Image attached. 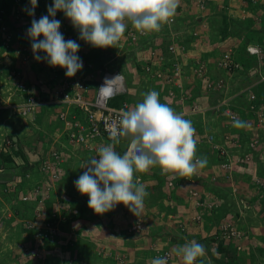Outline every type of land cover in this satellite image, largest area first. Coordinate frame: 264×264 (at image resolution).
Wrapping results in <instances>:
<instances>
[{
    "label": "rangeland",
    "instance_id": "1",
    "mask_svg": "<svg viewBox=\"0 0 264 264\" xmlns=\"http://www.w3.org/2000/svg\"><path fill=\"white\" fill-rule=\"evenodd\" d=\"M5 2L7 14L0 20V105L20 104L23 94L48 100L64 71H53L46 61L34 59L27 30L32 19L48 14L53 0H37L34 17L28 14L30 0ZM5 2L0 0V11ZM262 2L181 0L176 15L159 32L140 35L129 25L116 48L103 49L81 40L70 20L57 12L65 40L80 45L82 79L92 83L98 70L118 71L128 96L113 101L125 102L130 109L150 90L180 113L188 112L190 105L205 106L203 112L184 117L201 135L224 139L242 162L224 178L215 156L205 145H197L196 155L206 157L207 165L191 177L162 175L158 167L136 174L149 193L139 217L123 204L98 215L74 185L85 171L81 165L92 156L67 141L54 106L27 117L4 108L0 132L18 139L20 153L13 154L12 165L0 179V264H151L157 256H167L168 264H182L173 249L192 240L206 249L197 264H264V131L252 125L233 127L224 117L225 110L234 109L240 120L247 119L241 110L248 106L246 95L251 90L263 96L264 85L252 86L248 67L242 65V71L239 64L226 72L217 66L221 54L226 48L234 52L233 42L240 38L237 45L264 46ZM254 28L261 30L255 40L250 35ZM260 56L255 60L260 67H255L264 70V54ZM218 80L221 88L215 87ZM221 98L227 103L219 105ZM52 151L57 152L60 168L50 182L39 167L46 156L52 158V166ZM29 155L38 159L31 161ZM6 177H14L15 194L1 187Z\"/></svg>",
    "mask_w": 264,
    "mask_h": 264
},
{
    "label": "clouds",
    "instance_id": "2",
    "mask_svg": "<svg viewBox=\"0 0 264 264\" xmlns=\"http://www.w3.org/2000/svg\"><path fill=\"white\" fill-rule=\"evenodd\" d=\"M180 2L181 0H53L47 9L48 14L38 20L32 19L31 27L27 30L34 59L44 60L51 67L64 69L69 78L83 68V62L77 55L80 45L75 40H65L60 31L61 22L55 18L57 12H63L79 32V38L92 47L116 48L129 25L140 35L159 32L176 15ZM30 5L28 14L34 17L37 0H30ZM41 36L43 39H39ZM248 47L257 48L246 44L243 49L245 54L261 57V48L256 55L250 54ZM40 52L46 55L41 57ZM225 52L227 51L221 56ZM231 58L239 66L237 59L233 56ZM119 76L105 79L99 89L100 93H107L109 85ZM260 83L264 85V77L260 79ZM249 92L255 95V100L250 102L246 95L248 106L252 103L264 107V96L260 92ZM142 97L141 102L122 111L116 125L109 132L110 142L99 147L96 156L81 165L85 171L74 182L76 190L88 197V207L95 214L103 215L123 204L133 215L139 217L144 211L145 198L149 193L137 178V173H147L158 167L162 175L176 174L183 178L195 175L198 169L207 165L206 157L196 155V130L192 121L169 104L162 103L160 94L155 90L143 93ZM248 106L241 110L246 112L248 118H252L254 115L248 111ZM233 126L242 129L246 127V122L236 119ZM259 129L264 131V128ZM117 145L125 146L123 155L116 150ZM204 145L206 146L203 144L201 147ZM206 148L208 149L207 146ZM234 151L232 148L229 153L236 156ZM173 252L182 264H197L206 255L205 246L195 240L176 246ZM151 264H168V257L157 256L152 259Z\"/></svg>",
    "mask_w": 264,
    "mask_h": 264
},
{
    "label": "built area",
    "instance_id": "3",
    "mask_svg": "<svg viewBox=\"0 0 264 264\" xmlns=\"http://www.w3.org/2000/svg\"><path fill=\"white\" fill-rule=\"evenodd\" d=\"M4 16V11L1 10L0 20L1 17ZM130 36L132 38L135 37L133 33H130ZM247 51L250 54L256 55L260 53V50L255 47H248ZM217 66L221 70L231 72L236 69L238 65L232 60L230 51H227L220 57ZM55 68L58 70L61 69L60 67H52V70L55 71ZM61 70L64 71L63 79L59 81V88L57 87L48 100L37 98L32 94H23V98L20 99V104L0 105V112L3 111L4 108H9L10 110H16L21 116L27 117L35 114L46 105H53L57 120L67 131V133L64 134L66 135L67 141L80 145L90 156L94 157L99 147L107 144L106 142H110L109 132L116 125L122 111L130 109L125 102L118 107L110 105L114 97L126 92L124 77L116 70L103 69L98 70L99 74L97 79L90 83L87 82V80L90 81L89 78L82 79L83 75L80 71H78L74 77L69 78L66 77L65 70ZM13 74L15 76V73ZM118 75L120 76L109 85V91L102 95L99 89L104 84L105 79H113ZM14 76L12 77L11 73V77L14 78ZM220 82L222 81H216L215 87L221 88ZM247 98L250 102H253L255 100V95L248 92ZM220 101L219 105L227 103L225 98H221ZM205 109V106L203 108V106L198 107L196 104L190 105L188 112H186L187 114L183 113V115H194L203 112ZM76 110L79 112L78 116L77 113H75ZM248 111L252 112L254 117L250 119L251 122H249L248 118L243 120L246 122V127H251L252 125L253 128H264V107L262 105L255 106L251 103L248 106ZM224 117H226V121L232 126L234 120H240L239 113L234 109L225 110ZM6 135L7 134L0 132V153H11L12 150L16 148L15 138L12 136L7 137ZM195 139L198 146L206 144L209 151H212L217 159L216 161L219 162L218 170L220 169V173L223 174L224 178H230L235 168H237V163L242 162V160L229 153L230 149L227 146V142L224 139L216 140V137L210 133L201 135L198 129ZM54 151L51 153L52 157H54L52 166L50 167L49 164L52 158L46 156L44 160H41L43 166H41V168L39 167V170L43 172V175H46L47 180H50V182L57 179L60 168V163L58 162L59 157L58 155L56 156L57 152ZM0 172H3V170L0 169ZM4 183L6 191H11L13 194L17 192L14 188L16 185L14 177L11 179L8 178ZM42 188L43 190H47L46 186H42ZM25 199L26 197H22V200ZM135 226H137V224Z\"/></svg>",
    "mask_w": 264,
    "mask_h": 264
},
{
    "label": "crops",
    "instance_id": "4",
    "mask_svg": "<svg viewBox=\"0 0 264 264\" xmlns=\"http://www.w3.org/2000/svg\"><path fill=\"white\" fill-rule=\"evenodd\" d=\"M262 3H264V2H262ZM243 9V8H242ZM241 9V10H242ZM250 16H248V14H247V16H246V18H250V17H253L251 14H249ZM253 20V19H252ZM255 23H257V22H255ZM230 28V27H229ZM255 28H258V26L257 25H255ZM253 29L252 31H255V32H251V38L252 39H254L255 40V38H259V37H257V32H258V34H260L261 33V30H258V29ZM230 30L231 31H233L231 28H230ZM258 30V31H257ZM226 32L228 33V27H227V30H226ZM224 34H226V33H224ZM229 38H231V37H229ZM241 39V38H240ZM240 39L238 40L239 42H240ZM238 41H237V43H238ZM231 42H233V41H231ZM237 43H235V42H233V45H236V47H235V49H234V52H232L231 53V57L233 56L235 59H237V61L239 60V62L240 63H238V64H240L241 66L243 65L245 68H247L248 67V73H250V75H252V77H253V84H252V86H257L259 83H260V79L261 78H263L264 77V75H263V71L264 70H262V69H257L256 67L258 66V67H260L257 63H256V59L257 58H260V57H257V56H251V55H247V54H244L245 52H244V46L247 44V43H239L238 45H237ZM261 48L263 49L262 50V54H264V46H261ZM228 48H226V50H227ZM237 49L239 50V51H237ZM225 50V51H226ZM244 52V53H243ZM77 54H79L80 55V53H79V51H78V53ZM240 56H244L243 58H241ZM30 61V60H29ZM243 61V62H242ZM83 62V61H82ZM252 64V66H250ZM242 66V67H243ZM256 66V67H255ZM244 67H243V70L242 71H245V69H244Z\"/></svg>",
    "mask_w": 264,
    "mask_h": 264
},
{
    "label": "trees",
    "instance_id": "5",
    "mask_svg": "<svg viewBox=\"0 0 264 264\" xmlns=\"http://www.w3.org/2000/svg\"><path fill=\"white\" fill-rule=\"evenodd\" d=\"M3 2H5V0H3ZM6 3V2H5ZM23 4V3H22ZM7 8V9H6ZM3 11H4V14H7V10H8V5H7V3H6V6H5V4H4V6H3ZM126 87V86H125ZM126 96H128V92H127V88H126V92L125 93H123V94H120V95H117L116 97H121V99H125L126 98ZM263 96H264V94H263ZM116 97H114V99L116 98ZM113 99V100H114ZM111 101V103H110V105L111 106H115V107H118V106H120L122 103H120L119 105H117V104H115V102L114 101ZM75 113H77V116L79 115V112L76 110L75 111ZM0 114H2V111L0 112ZM263 141H264V136H263ZM106 143H109V142H106ZM20 147H19V144H18V139H17V141H16V148L14 149V150H12V152L10 153H0V169H2L3 170V172H0V179H4V175H5V169L6 168H8L7 166L9 165H12V156H13V154L15 155L16 154V152L19 154L20 153V149H19ZM116 150L117 151H119L122 155H123V152H121L120 150H119V145H117L116 146ZM16 156V155H15ZM24 158V157H23ZM32 165H34L35 163H31ZM14 166V165H13ZM9 177H6L5 179H8ZM1 187H3V189H5V183L3 182V183H1ZM8 195L9 194H13V192L12 193H7ZM15 194V193H14ZM221 246H220V249H219V251H221Z\"/></svg>",
    "mask_w": 264,
    "mask_h": 264
},
{
    "label": "water",
    "instance_id": "6",
    "mask_svg": "<svg viewBox=\"0 0 264 264\" xmlns=\"http://www.w3.org/2000/svg\"><path fill=\"white\" fill-rule=\"evenodd\" d=\"M119 150L121 151V152H123L124 150H125V146H120L119 145ZM29 158H30V160L31 161H35L36 159H37V155H29Z\"/></svg>",
    "mask_w": 264,
    "mask_h": 264
},
{
    "label": "bare ground",
    "instance_id": "7",
    "mask_svg": "<svg viewBox=\"0 0 264 264\" xmlns=\"http://www.w3.org/2000/svg\"><path fill=\"white\" fill-rule=\"evenodd\" d=\"M255 151H256V152L258 151V148H257V147H255Z\"/></svg>",
    "mask_w": 264,
    "mask_h": 264
}]
</instances>
